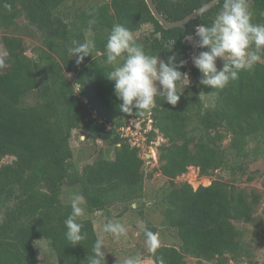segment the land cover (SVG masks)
<instances>
[{"label": "trees", "instance_id": "obj_1", "mask_svg": "<svg viewBox=\"0 0 264 264\" xmlns=\"http://www.w3.org/2000/svg\"><path fill=\"white\" fill-rule=\"evenodd\" d=\"M154 1L167 19L177 20L210 0ZM252 2V23L264 24V0ZM223 3L166 29L146 0H0V33L25 19L41 40L29 55L32 46L24 36L3 35L8 56L0 57L5 62L0 68V264H40L35 246L39 238L49 241L58 264H87L100 237L92 213L122 204L124 211L134 208L144 217L145 159L140 146L121 130L130 118L143 119L145 129L152 120L148 143L158 135L165 139L157 149L158 169L167 181L153 205L161 225L177 239L160 245L141 264H188L189 257L227 264L252 257L235 221L255 227L264 221V210L256 215L264 194L238 184L244 176L255 179L250 165L264 157V62L239 72L223 89H212L199 83L201 73L188 61L191 45L184 42L186 34H194V25H211ZM117 23L132 33L152 25L149 34L135 38L137 44L147 54L165 60L175 54L188 61L180 70L191 67L190 84L178 88L182 93L177 105L157 97L155 107L142 116L135 109L132 114L120 110L114 81L105 75L111 69L105 63V44ZM89 32L93 55L77 65L69 48L73 41H88ZM222 66L218 59L217 67ZM75 130L105 145L81 168L74 163ZM8 156L14 159L4 161ZM191 166L206 176L224 170L233 180L214 179L198 188L178 182ZM65 188L84 196L89 213L80 218L86 238L75 246L65 237L64 221L71 212L70 202L62 198ZM145 229L165 231L153 224Z\"/></svg>", "mask_w": 264, "mask_h": 264}, {"label": "clouds", "instance_id": "obj_2", "mask_svg": "<svg viewBox=\"0 0 264 264\" xmlns=\"http://www.w3.org/2000/svg\"><path fill=\"white\" fill-rule=\"evenodd\" d=\"M89 23L93 24L95 21L90 20ZM184 42L192 46L189 56L192 51L198 52L191 57V62L201 73L199 83L212 89H223L230 80L238 78L239 72L252 69L258 62H264V24L252 23L247 0H224L211 25H194V34H186ZM93 49V42L73 41L69 53L71 57H76V64L80 65L85 57L93 55ZM105 53V63L111 66L105 75L109 81H114L115 94L121 101L119 108L124 113L132 114L135 109V114L142 116L155 107L157 97L175 106L182 93L178 88L181 85L185 88L190 84L189 74L180 70L186 66L187 60H178L175 54L168 56L166 60L159 54H147L135 41L132 31L122 24L113 25L107 37ZM218 59L223 61L221 68L217 67ZM4 66L5 62L0 58V68ZM84 203L83 195L74 194L70 201L71 212L64 221L66 240L73 246L86 238V234L82 232L84 225L80 220L84 215L81 206ZM103 231L110 233L117 241L121 237H127V229L120 222L109 220ZM142 231L146 251L155 253L160 246L157 234L147 229ZM105 247V240L97 237L91 254L87 257V264H105ZM117 264H141V258L128 256L123 261L118 259Z\"/></svg>", "mask_w": 264, "mask_h": 264}, {"label": "rangeland", "instance_id": "obj_3", "mask_svg": "<svg viewBox=\"0 0 264 264\" xmlns=\"http://www.w3.org/2000/svg\"><path fill=\"white\" fill-rule=\"evenodd\" d=\"M87 1V0H82ZM92 1V0H88ZM247 7L249 12L253 11L252 0H247ZM30 29V30H29ZM153 29L152 25L147 24L142 27L141 30L133 33L134 38L142 37V34H149ZM8 33L10 35H22L27 40V45L30 44L32 47L27 51L29 55H34V46L41 44V40L36 35L35 29L28 26L25 19H20L17 26L12 28L10 31L0 33V57L8 56V50L3 42V35ZM92 33H87L88 42H92ZM192 47V46H191ZM191 79V67L187 70ZM207 104L211 103V98L204 95ZM133 120L134 130L132 131V137H130L132 143L140 146V154L145 159L144 172L146 175L145 179V199L148 203L144 208V217L138 214V210L129 208L124 211V205L118 204L110 209V212L97 211L91 214V217L95 221V227L100 237L105 240V252L108 264H117V260L123 261L128 256H139L141 259L149 261L147 256L149 252L146 251L145 240L141 237L142 229H145L148 224H153L163 228L165 231L163 234L157 233L160 241V245L165 243H177V239L172 229L166 228L161 225V214L154 207L155 197L159 189L166 183L167 178L162 175V172L158 169L160 166L158 159V149L160 144L165 142V139L158 135L153 142H147V128L143 126V119ZM140 122V124H139ZM141 126V127H140ZM86 133L81 130H75L72 140L74 147V163L76 166L81 168L87 162H92L101 147H104V143L101 139L93 141L91 137H86ZM228 143V140L226 141ZM225 143V144H226ZM14 157L8 156L4 161H12ZM152 174L150 177L149 175ZM249 174H253L254 180L247 181V176H244L243 180H238V184L242 187L258 188L264 194V157H258L250 165ZM214 179H222L225 181H232L231 174L224 170H217L211 175H201L199 168L191 166L187 173L178 176L176 180L188 181L194 188L199 185H209ZM71 190V189H70ZM65 188L63 191V201L70 202L72 196L75 194L73 190L70 191ZM84 209V216H88L89 213L86 209L85 203L81 205ZM136 206V204H134ZM264 210V197H262L261 203L258 206L256 215H262ZM122 214V215H120ZM112 220L114 222L122 223L127 229V237H121L120 240H114L110 233L103 231L104 225ZM238 227L244 231V238L250 243L252 257H243L240 263L230 261L227 264H264V221L258 227L253 226L252 223H246L242 221H235ZM35 246L39 257L40 264H58L57 257L51 248L49 241L45 238H39L35 240ZM252 259V261H250ZM188 264H220L218 259L206 260L196 259L193 257L188 258Z\"/></svg>", "mask_w": 264, "mask_h": 264}, {"label": "water", "instance_id": "obj_4", "mask_svg": "<svg viewBox=\"0 0 264 264\" xmlns=\"http://www.w3.org/2000/svg\"><path fill=\"white\" fill-rule=\"evenodd\" d=\"M152 14L159 20V22L163 25L166 29H171L174 27H180L189 21L201 16L215 5L221 2V0H210L207 3L203 4L202 6L195 9L193 12L189 13L188 15L177 19V20H169L165 17V15L159 10L157 4L154 0H146Z\"/></svg>", "mask_w": 264, "mask_h": 264}, {"label": "built area", "instance_id": "obj_5", "mask_svg": "<svg viewBox=\"0 0 264 264\" xmlns=\"http://www.w3.org/2000/svg\"><path fill=\"white\" fill-rule=\"evenodd\" d=\"M195 54H198V52H196V51H192V52L190 53V56H189V58H188V61H191V57H192L193 55H195ZM133 120H134V119H130L129 122H128V124H127L126 126L122 127V130H123L125 136L132 137V131L134 130V127H136V126H134L135 124H134ZM138 121H141V120H138ZM151 121H152V120L150 119V120H149V124H148V128H149V129L151 128ZM139 124H140V122H139Z\"/></svg>", "mask_w": 264, "mask_h": 264}, {"label": "bare ground", "instance_id": "obj_6", "mask_svg": "<svg viewBox=\"0 0 264 264\" xmlns=\"http://www.w3.org/2000/svg\"><path fill=\"white\" fill-rule=\"evenodd\" d=\"M134 120H137V119H134Z\"/></svg>", "mask_w": 264, "mask_h": 264}]
</instances>
